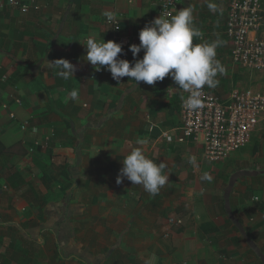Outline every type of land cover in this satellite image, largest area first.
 I'll return each mask as SVG.
<instances>
[{"label": "crops", "instance_id": "obj_1", "mask_svg": "<svg viewBox=\"0 0 264 264\" xmlns=\"http://www.w3.org/2000/svg\"><path fill=\"white\" fill-rule=\"evenodd\" d=\"M37 2L40 11L23 14L0 0V264H264V122L260 142L206 161L201 140L176 141L181 90L170 75L154 85L118 82L107 66L97 71L86 61L80 43L92 34L114 41L110 12L139 45V32L159 17L157 0ZM189 5L202 32L193 42H222L216 59L225 72L209 89L224 101L234 90L264 93V71L232 61L224 35L230 0H183L180 10ZM130 45L118 59L134 62ZM57 59L75 66L74 77L56 75L49 62ZM51 133L46 153L30 152ZM136 147L167 165L169 181L155 197L126 178L117 183ZM217 169L223 175L211 174Z\"/></svg>", "mask_w": 264, "mask_h": 264}, {"label": "clouds", "instance_id": "obj_2", "mask_svg": "<svg viewBox=\"0 0 264 264\" xmlns=\"http://www.w3.org/2000/svg\"><path fill=\"white\" fill-rule=\"evenodd\" d=\"M208 8L212 12L218 11L217 5L208 2ZM193 7L189 5L175 14L165 16L163 12L153 21H150L139 32L140 44L130 45L134 62L127 59H118L122 53V45L115 41L105 42V39H97L95 34L87 36L82 42L86 49V61L90 62L97 71L101 66H107L106 70L116 81L123 77L131 78L136 86L141 82L154 85L157 81H163L166 76H171L178 85L177 89L188 93L187 97H181L183 106L189 110H198L202 105L201 90L204 86L215 88L218 84L217 74H223L225 69L216 59V49L221 45L219 39L209 42L202 40L194 43V38L202 39L201 30L194 24ZM109 22L114 20L110 12H105ZM143 58H138L141 51ZM56 69V75L67 81L74 77L75 66L67 59H57L49 62ZM72 100L79 99V92L73 88L69 92ZM34 132L37 129H33ZM137 145H143V139H137ZM123 167L117 176V183H122L126 178L134 185H142L150 196L159 194L169 181V175L165 174L166 163H157L149 158L142 147L133 148L122 160ZM202 180L211 181L212 177L205 172ZM149 264V262H146Z\"/></svg>", "mask_w": 264, "mask_h": 264}, {"label": "built area", "instance_id": "obj_3", "mask_svg": "<svg viewBox=\"0 0 264 264\" xmlns=\"http://www.w3.org/2000/svg\"><path fill=\"white\" fill-rule=\"evenodd\" d=\"M183 0H157L159 16L174 15L180 10ZM11 7L23 14L40 11L37 0H7ZM107 24L112 28L113 40L127 48L132 39L121 34L120 18ZM264 8L263 0H230V9L224 27V35L232 48V61L235 66L256 72L264 71ZM188 93L181 90L180 96L186 98ZM202 107L189 111L180 108V144L202 141L204 158L210 163H221L246 148L253 140L259 125L264 122V93L252 90H234L226 101L218 97L211 89L204 86L201 90ZM7 108V107H6ZM15 118V115H11ZM30 121L21 127L26 131ZM49 136L45 142H36L31 153L46 150L50 146ZM166 139L172 142L170 136ZM259 201V198H255ZM169 224L180 226L183 220L171 218Z\"/></svg>", "mask_w": 264, "mask_h": 264}, {"label": "rangeland", "instance_id": "obj_4", "mask_svg": "<svg viewBox=\"0 0 264 264\" xmlns=\"http://www.w3.org/2000/svg\"><path fill=\"white\" fill-rule=\"evenodd\" d=\"M263 34H264V33H263ZM263 92H264V91H263ZM263 127H264V126L261 127V131H260L259 133L264 132ZM51 135H52V133H51L49 136H51ZM47 137H48V136H47ZM51 141H52V139H51ZM256 141H257V139H256V135H255V137H254V139H253V142H251V143L254 144ZM257 142H260V141H257ZM50 143H51V142H50ZM33 144H34V143H33ZM33 144H32L30 147H33V146H34ZM252 144H251V145H252ZM50 148H51V144H50V146H49V149H50ZM49 149H48V150H49ZM48 150H46V151L41 150V151H40V149H39L38 152H45V153H46ZM219 172H220V169L212 170L211 174L213 175V174H217V173H219ZM219 174H220V176L223 175V173H219ZM32 175H33V174L29 171L28 175H26V176H27L26 178H28L29 180H31L30 178L32 177ZM222 180H223V178H222ZM31 181H32V180H31ZM32 182H34V181H32Z\"/></svg>", "mask_w": 264, "mask_h": 264}, {"label": "trees", "instance_id": "obj_5", "mask_svg": "<svg viewBox=\"0 0 264 264\" xmlns=\"http://www.w3.org/2000/svg\"><path fill=\"white\" fill-rule=\"evenodd\" d=\"M51 143H52V141H51ZM51 143H50V144H51Z\"/></svg>", "mask_w": 264, "mask_h": 264}]
</instances>
